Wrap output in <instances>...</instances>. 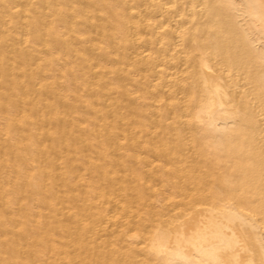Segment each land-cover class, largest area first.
<instances>
[{
	"label": "bare ground",
	"instance_id": "6f19581e",
	"mask_svg": "<svg viewBox=\"0 0 264 264\" xmlns=\"http://www.w3.org/2000/svg\"><path fill=\"white\" fill-rule=\"evenodd\" d=\"M0 264H264V0H0Z\"/></svg>",
	"mask_w": 264,
	"mask_h": 264
}]
</instances>
